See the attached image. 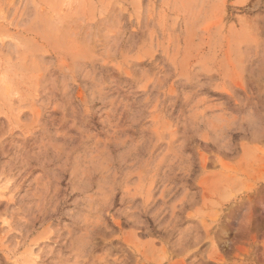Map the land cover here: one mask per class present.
<instances>
[{"label": "rangeland", "instance_id": "rangeland-1", "mask_svg": "<svg viewBox=\"0 0 264 264\" xmlns=\"http://www.w3.org/2000/svg\"><path fill=\"white\" fill-rule=\"evenodd\" d=\"M0 264H264V0H0Z\"/></svg>", "mask_w": 264, "mask_h": 264}]
</instances>
